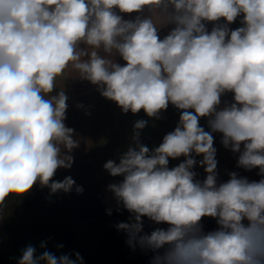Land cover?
I'll return each instance as SVG.
<instances>
[{
  "label": "clouds",
  "instance_id": "1",
  "mask_svg": "<svg viewBox=\"0 0 264 264\" xmlns=\"http://www.w3.org/2000/svg\"><path fill=\"white\" fill-rule=\"evenodd\" d=\"M146 6L159 14L126 21L114 11ZM241 15L243 26L230 30ZM221 19L226 23L209 33L203 21ZM167 23L175 27L161 40L157 25ZM101 48L126 64L102 57ZM67 70L98 85L124 113L143 109L159 118L169 103L184 110L151 152L139 143L147 121H136V147L119 163L104 164L110 175L123 176L109 189L132 213L117 225L130 245L167 246L153 264H264V179L250 182L233 172L218 184L214 138L199 125L200 117H211L223 145L240 153L238 166L264 176V0H0V206L37 181L53 193L75 185L70 176L52 179L72 166L61 146L69 152L79 146L63 122L68 97L63 91L47 97ZM225 92L234 93V102L217 110ZM193 152L203 155V182L194 179ZM181 155L185 161L169 169V158ZM145 216L169 227L142 234ZM202 217L215 218L219 228L204 233ZM74 255L37 256L29 245L19 264H83Z\"/></svg>",
  "mask_w": 264,
  "mask_h": 264
},
{
  "label": "crops",
  "instance_id": "2",
  "mask_svg": "<svg viewBox=\"0 0 264 264\" xmlns=\"http://www.w3.org/2000/svg\"><path fill=\"white\" fill-rule=\"evenodd\" d=\"M114 11L126 21H134L137 17L152 18L159 14L158 10L153 12L148 6L140 12ZM241 21L242 15L228 25L229 29L242 27ZM203 23L210 33L214 26L223 25L226 21L221 19ZM174 27L173 23L158 24L159 38L164 39ZM79 47L92 50L83 43ZM97 51L106 59L122 66L126 64L115 50L112 53L104 52L103 48ZM98 87L82 78L75 70H67L64 76L57 78L52 93L47 94L50 97L63 91L68 97L66 119L63 122L66 127L74 129L73 139L79 143L71 152L61 146L63 155L72 156V166L58 168L52 179L63 181L70 176L75 185L69 192L61 190L53 193L49 187L37 181L29 192L21 196H10L0 206V254L10 256L14 264H19L23 250L29 245L36 249L37 256L49 251L57 257L70 254L75 259L74 254L79 253L83 264H153L154 257L162 255L167 248L165 246L153 251L138 243L130 245L127 242L128 234L119 230L117 225L128 223L132 213L117 201L109 189V185L122 182L123 176L110 175L104 164L109 160L119 163L120 157L129 147H136L133 139L137 131L134 128L136 121H147L146 126L139 130V143L147 146L151 152L163 142L166 134L174 131L184 110L169 103L168 108L160 112L159 118L148 117L143 109L135 114L131 111L124 113L116 102L103 97ZM233 97L232 92L223 93L217 110L231 105ZM189 111L194 112L192 109ZM210 118L200 117L199 125L214 138L217 183L227 182L233 172L250 182L264 179L259 168L246 170L238 166L240 153L223 145V133L212 131ZM191 155L197 161L192 168L196 174L194 179L203 182L207 176L199 163L203 155L194 152ZM184 161L183 155L169 158L168 167L172 169ZM76 187H81L83 191L77 193ZM142 221V234H151L157 228L166 230L169 227L167 223L158 224L146 216L142 217ZM244 223L247 224V220ZM200 224L204 233L219 228L217 220L212 217H202ZM42 243L44 247H41Z\"/></svg>",
  "mask_w": 264,
  "mask_h": 264
},
{
  "label": "trees",
  "instance_id": "3",
  "mask_svg": "<svg viewBox=\"0 0 264 264\" xmlns=\"http://www.w3.org/2000/svg\"><path fill=\"white\" fill-rule=\"evenodd\" d=\"M0 264H14V262L10 256L0 254Z\"/></svg>",
  "mask_w": 264,
  "mask_h": 264
}]
</instances>
